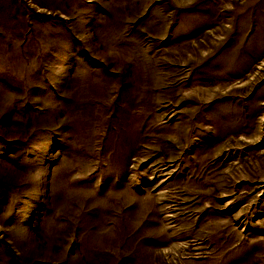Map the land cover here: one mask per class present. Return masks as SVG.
<instances>
[{
	"label": "rangeland",
	"instance_id": "1",
	"mask_svg": "<svg viewBox=\"0 0 264 264\" xmlns=\"http://www.w3.org/2000/svg\"><path fill=\"white\" fill-rule=\"evenodd\" d=\"M0 264H264V0H0Z\"/></svg>",
	"mask_w": 264,
	"mask_h": 264
}]
</instances>
